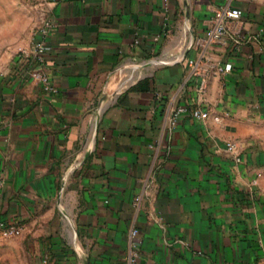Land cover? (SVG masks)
I'll return each instance as SVG.
<instances>
[{
  "label": "crops",
  "instance_id": "crops-1",
  "mask_svg": "<svg viewBox=\"0 0 264 264\" xmlns=\"http://www.w3.org/2000/svg\"><path fill=\"white\" fill-rule=\"evenodd\" d=\"M225 7L243 16L200 45ZM18 12L0 61V220L22 227L8 261L264 264V0H0ZM45 19L56 94L16 72ZM201 59L232 67L203 96Z\"/></svg>",
  "mask_w": 264,
  "mask_h": 264
},
{
  "label": "built area",
  "instance_id": "built-area-1",
  "mask_svg": "<svg viewBox=\"0 0 264 264\" xmlns=\"http://www.w3.org/2000/svg\"><path fill=\"white\" fill-rule=\"evenodd\" d=\"M243 16V11L240 9L225 7L215 9L214 16L210 23L212 27L209 28L204 37L199 41L200 45L210 46L220 44L227 35L226 24L230 20H237ZM55 24L51 19H45L37 28L32 44L29 48L19 51L17 54L16 72L21 78L29 77L30 79L40 83L44 91L50 94H56L57 89L51 84L50 79L45 71L46 55H47V39L49 33L54 28ZM203 58V56H202ZM193 69V75L201 78L198 87L200 95H204L207 88L206 77L209 72L228 73L232 67L230 65L217 66L214 63L201 60L189 61ZM189 108L185 105L179 106L175 109L172 115V124H175L179 116L188 112ZM192 116L197 121H206L209 118V112L202 109L191 110ZM226 150L238 164L242 163V153L239 146L234 142L226 144ZM3 181L0 177V186ZM0 232L7 237H17L22 233V227L16 223H11L5 219L0 220ZM133 235L137 232L133 231ZM127 264H135V259L131 255Z\"/></svg>",
  "mask_w": 264,
  "mask_h": 264
},
{
  "label": "rangeland",
  "instance_id": "rangeland-1",
  "mask_svg": "<svg viewBox=\"0 0 264 264\" xmlns=\"http://www.w3.org/2000/svg\"><path fill=\"white\" fill-rule=\"evenodd\" d=\"M18 15H19L18 18L12 20L0 18V61L3 55L10 49L12 44L13 45L18 44V42L21 40L23 34L27 29L28 20H25L22 14L19 12ZM15 238L16 237L4 236L0 232V264H11L7 258L5 241ZM19 249L20 247L16 243L15 244L16 256L18 255Z\"/></svg>",
  "mask_w": 264,
  "mask_h": 264
}]
</instances>
